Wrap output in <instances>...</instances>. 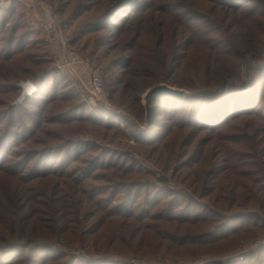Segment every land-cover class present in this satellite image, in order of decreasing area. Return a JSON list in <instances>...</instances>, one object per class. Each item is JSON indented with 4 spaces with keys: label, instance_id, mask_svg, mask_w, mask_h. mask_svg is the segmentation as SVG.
Masks as SVG:
<instances>
[{
    "label": "trees",
    "instance_id": "16d2710c",
    "mask_svg": "<svg viewBox=\"0 0 264 264\" xmlns=\"http://www.w3.org/2000/svg\"><path fill=\"white\" fill-rule=\"evenodd\" d=\"M48 1L63 16L62 28L70 45L88 59L97 60L110 74L109 99L128 113L126 124L137 136L139 150L163 166L175 164L193 192L208 198L219 211H212L207 204L197 206L189 195L179 196L186 198L182 204L174 199L175 192L160 204L161 197L170 192L166 185L126 178L137 172L138 164L126 169L135 162L133 158L123 168L107 166L110 153L86 155L94 150L92 137L127 133L91 111L74 85L67 82L55 65L41 28L42 42L54 63L33 61L30 56L24 59L29 50L26 39L34 26L27 5L15 0L0 8V87L11 88L15 73L31 76L42 71L45 92L39 95L45 96L46 104L35 106L42 110L44 122L48 118L50 123L58 122L61 131L42 140L41 151L53 149L58 158L71 162L56 179L61 183L57 191L79 202L99 195L104 207L100 209L103 214L95 210L82 216L76 204L70 217L58 214L55 199L40 208L46 190H39V185L54 190L52 182L35 175L26 178L17 170L2 167L1 244L28 234L30 227H41L39 235L60 237L71 232L83 237L100 230L105 221L118 227L97 237L112 238L110 248L137 253H106L123 261L144 255L167 259L166 253L186 257L217 254L237 245L241 237L259 238L264 233V217L256 211H264V96L261 101L256 87L264 83V0H159L148 6L144 1L141 9V4L135 5L137 12L129 14L131 19L121 18L116 24L115 12L128 0H105L79 15L82 21L71 37L65 32L72 27L65 0ZM108 31L110 35L105 33ZM244 79L251 87L241 91L237 87ZM160 83L184 89L186 95L158 93L147 105L145 94ZM97 108L108 112L101 102ZM156 124L162 131L154 139L144 138L152 137ZM27 132L28 139L22 142L29 147V140L39 137L30 129ZM49 140H56L58 146H47ZM19 156L26 165L33 160L25 151ZM99 169L107 171L95 173ZM96 176L106 182L105 189L99 191L94 185ZM161 179L167 184L164 177ZM139 188L138 198L129 204L131 194L127 193ZM247 223L249 227H244ZM9 245L1 246L0 253L21 249ZM37 246L32 248L37 250ZM256 247L247 263L229 264H264V243ZM108 261L90 263L113 264ZM80 263L85 262H73ZM205 264L224 263L213 260Z\"/></svg>",
    "mask_w": 264,
    "mask_h": 264
},
{
    "label": "rangeland",
    "instance_id": "374dc122",
    "mask_svg": "<svg viewBox=\"0 0 264 264\" xmlns=\"http://www.w3.org/2000/svg\"><path fill=\"white\" fill-rule=\"evenodd\" d=\"M104 1L105 0H93L92 2H86L80 0H65L64 6L68 7L71 12L69 19L70 25H72V27L65 29L66 35L69 37L75 35L74 29H76L82 21V18L79 15L84 13L86 8L98 3H104ZM144 1H146V6H148L159 0H128L123 4L120 10L115 12L116 16L114 20L112 19L113 24L119 23L121 18H123L124 21L129 19V14L131 15L132 13L137 12V6L135 5L141 4V9L143 8L142 3ZM111 6H113V4ZM26 8L28 9L27 6ZM28 17L34 26V32L26 39L29 44V50L25 54L24 59L26 60L27 57L30 56L33 61L43 63L44 61H52L54 63L46 45L42 42L43 38L39 31L40 27L36 24L32 11L29 9ZM112 20L108 23H111ZM105 33L110 35V31ZM73 48L76 50V56L78 59H82L85 63H89L93 68L100 70L105 81V92L96 96L90 90L87 91L82 88V80L79 81L78 78L74 77L73 79L76 81L75 83L73 79L64 75L67 77V82L74 85L75 88L73 89L81 94V97L87 103L91 111L98 109V102L103 103L107 108L106 111L111 113V120L105 119L102 116L101 117L110 124L121 126L127 133L126 135H123L122 133L112 132L110 135L99 136V138L92 137L91 147H94V150L86 155L94 156L101 153V155L103 154L105 156L107 153H110L106 162L107 166H120L123 168L128 163L129 158H133L135 162L129 164L126 169L128 170L135 164H138L137 172L126 176V178L149 179V181L153 184L166 185L170 192L166 193L164 195L165 197H161L160 204L169 201V199H171L169 195L175 192L177 193V196L174 199H179L182 204L186 203L185 196L189 195L197 206L207 204L212 211L218 212L219 210L209 203L208 198H202L199 194L193 192L192 188L189 186L190 183L182 177L175 164L163 166L157 162L158 159L155 157L150 158L143 150H139L141 146L137 144V136L132 135L126 124V117L128 116V113L118 104L113 103L109 99L108 84L111 77L110 74H107L104 71L97 60L88 59L86 55L79 52L76 47ZM26 65L28 66V62H26ZM82 70L84 71L83 68ZM43 77L44 74L42 71H37L31 76L24 73H15L10 80V85H12L11 88L0 87V168H9L10 171L17 170L26 178L35 175V177H41L40 179L46 178L50 180L55 187L54 190H48L49 188H47V186L39 185V190H46L45 198H43L44 204H41L39 206L40 208H43L48 204H53V199H55L58 201V214L65 213L67 217H70L71 212L76 208L77 204L80 205L82 209L81 215L84 216L87 212L91 213L95 210H100L104 207V203H99V200L102 199L99 195H97L93 200L86 196V201L79 202L76 200H69L66 197V193H58L57 191V187L60 186L61 183H56V179H58V175L62 174L66 170L71 162L68 159L62 160L61 158H58L57 154L53 152V149L50 152L48 150L46 153H42L41 151L43 146V144H40L41 141L49 139V137L53 136V134H57L61 131V126L58 122L50 123V118L45 119L44 122L42 110L35 106V104H39L41 106L46 104L45 96L39 95V93L45 92V85L42 84L44 79ZM65 77L61 76L60 80L63 81ZM85 80L87 85H90L89 73H86ZM246 82L247 81L244 79L243 84L239 85L237 88L241 91L250 89L251 83L249 84V82ZM15 85H17L16 90H14ZM26 85L30 86L26 88ZM61 87H65V84H62ZM256 88L260 92V100L262 101L264 96V83L263 85L258 84ZM65 120L71 121V119ZM63 121L64 120L61 122ZM27 129L32 130V132L39 137L31 138L28 142L30 145L29 147L22 142L25 139H28ZM161 131L160 127L156 124L155 131L151 132L152 137L145 136L144 138L154 139ZM46 145L58 146L56 140H49ZM101 150L103 152H100ZM23 151L33 157L30 165H26L23 162V157L20 158L19 155L23 153ZM190 151L192 152L193 149H190ZM35 153L38 155L37 157ZM175 167H177L176 171ZM100 171L107 170L99 169L95 173H100ZM139 171H143V173L141 174ZM158 173L162 174V177L165 178L167 184H165L162 179H157ZM93 181L94 185L99 187V191L107 187L106 182L99 178V176H96V179ZM61 188H63V186H61ZM140 190L141 189L139 188L137 191L132 190L127 193L131 194V200L128 201L129 204L138 198ZM181 194L185 196L179 198ZM125 197L121 200H124ZM138 203L135 204L134 207H137ZM123 209L128 208L123 207ZM117 211L118 210H116V212ZM256 211L264 217L263 210L257 209ZM101 213L103 214V212ZM249 225L250 223H247L244 227H249ZM59 226L64 227L61 224H59ZM70 226H72V224H70ZM116 227H118L116 224H110L105 221L100 230L93 234L84 235L83 237H75L71 232H68L66 235H61L60 237L57 234L39 235L38 233L42 230L41 227H30L28 234L22 237H14L5 244H1L2 240L0 239V248H2L1 246H7L9 243L11 246L21 247V249L16 248V250L15 248H12L6 252L0 253V264H73L76 259L85 262L80 264H91L90 262L103 260L101 257L108 252H118L124 255L137 254H127L110 248L109 245L112 243V238L107 236L97 237L99 233L105 231L106 229L109 228L110 232H112ZM261 235H264V233L259 236ZM255 242L256 239L254 237H241L238 240L237 245L228 248L221 253H206L199 257H186L183 255L178 256L166 253L165 256H167V259L160 260H166L173 263L178 259L184 258L188 261V264H205L213 260H221L224 264H229L231 261L247 263L248 257L253 254L252 251L258 250ZM36 245L45 246V248L37 246V250H34L32 246ZM47 246H50V248H47ZM84 252L88 253V256H84ZM108 262L119 264V262L114 263L115 261L113 262L111 260Z\"/></svg>",
    "mask_w": 264,
    "mask_h": 264
},
{
    "label": "built area",
    "instance_id": "2783aa9c",
    "mask_svg": "<svg viewBox=\"0 0 264 264\" xmlns=\"http://www.w3.org/2000/svg\"><path fill=\"white\" fill-rule=\"evenodd\" d=\"M15 0H3L0 3V8L9 6ZM23 1L27 7L32 11L36 24L41 28L47 39L49 49L54 58L55 64L59 70L71 79L78 78L79 81L86 79V73L90 74L89 90L96 96L105 92V81L100 70L93 68L89 63H85L84 60L78 59L73 46L68 42L62 28L63 18L55 10V6L48 0H18ZM75 60L77 67H72L71 63ZM84 69V71L82 70ZM73 81H75L73 79ZM76 83V81H75ZM88 91V90H87ZM93 108V106H92ZM94 110V109H93ZM96 114L111 120V113L102 112L100 109L94 110ZM117 120V119H115ZM162 174H157V179H161ZM168 179V178H166ZM170 180V179H169ZM264 243V236H260L256 239L255 244ZM84 256H88V253L84 252ZM102 259L114 260L118 262H126L127 264H188V261L184 258L178 259L173 263L155 258H147L144 256H132L125 259H115L112 254H104Z\"/></svg>",
    "mask_w": 264,
    "mask_h": 264
},
{
    "label": "water",
    "instance_id": "95a60500",
    "mask_svg": "<svg viewBox=\"0 0 264 264\" xmlns=\"http://www.w3.org/2000/svg\"><path fill=\"white\" fill-rule=\"evenodd\" d=\"M158 93L186 95V91L184 89L172 87V86H169L165 83H160V84H157V85L153 86L152 88H150L149 91L145 94L146 104L149 105V99ZM148 114H149V107H148Z\"/></svg>",
    "mask_w": 264,
    "mask_h": 264
},
{
    "label": "crops",
    "instance_id": "0c3cea01",
    "mask_svg": "<svg viewBox=\"0 0 264 264\" xmlns=\"http://www.w3.org/2000/svg\"><path fill=\"white\" fill-rule=\"evenodd\" d=\"M74 50H75V48H74ZM75 52V54H76V50L74 51ZM71 66L72 67H77V62L75 61V60H73L72 61V63H71ZM82 88L84 89V90H89V85H87V82H86V80H83L82 81ZM32 91H33V89H32Z\"/></svg>",
    "mask_w": 264,
    "mask_h": 264
},
{
    "label": "bare ground",
    "instance_id": "6f19581e",
    "mask_svg": "<svg viewBox=\"0 0 264 264\" xmlns=\"http://www.w3.org/2000/svg\"><path fill=\"white\" fill-rule=\"evenodd\" d=\"M30 85H26V88L29 87Z\"/></svg>",
    "mask_w": 264,
    "mask_h": 264
},
{
    "label": "clouds",
    "instance_id": "9594fccd",
    "mask_svg": "<svg viewBox=\"0 0 264 264\" xmlns=\"http://www.w3.org/2000/svg\"><path fill=\"white\" fill-rule=\"evenodd\" d=\"M3 2V0H0V3H2Z\"/></svg>",
    "mask_w": 264,
    "mask_h": 264
},
{
    "label": "flooded vegetation",
    "instance_id": "af4514ba",
    "mask_svg": "<svg viewBox=\"0 0 264 264\" xmlns=\"http://www.w3.org/2000/svg\"><path fill=\"white\" fill-rule=\"evenodd\" d=\"M57 66V65H56Z\"/></svg>",
    "mask_w": 264,
    "mask_h": 264
}]
</instances>
